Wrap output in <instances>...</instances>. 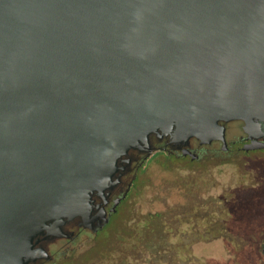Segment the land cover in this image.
<instances>
[{
    "label": "water",
    "instance_id": "95a60500",
    "mask_svg": "<svg viewBox=\"0 0 264 264\" xmlns=\"http://www.w3.org/2000/svg\"><path fill=\"white\" fill-rule=\"evenodd\" d=\"M233 121L264 123V0H0V264L108 223L153 136Z\"/></svg>",
    "mask_w": 264,
    "mask_h": 264
},
{
    "label": "flooded vegetation",
    "instance_id": "af4514ba",
    "mask_svg": "<svg viewBox=\"0 0 264 264\" xmlns=\"http://www.w3.org/2000/svg\"><path fill=\"white\" fill-rule=\"evenodd\" d=\"M225 126L224 140L193 138L181 146L153 136V155L132 151L127 173L104 204L106 217L95 219L108 223L85 228L75 219L67 226L74 234L46 245L50 257L35 264H161L144 245L132 247L131 233H156V223L181 252L192 244L185 252L202 254L204 264L211 251L222 264H264V123L253 133L243 121Z\"/></svg>",
    "mask_w": 264,
    "mask_h": 264
},
{
    "label": "trees",
    "instance_id": "16d2710c",
    "mask_svg": "<svg viewBox=\"0 0 264 264\" xmlns=\"http://www.w3.org/2000/svg\"><path fill=\"white\" fill-rule=\"evenodd\" d=\"M156 228V233H150L146 236H140L136 232L131 233L133 237L132 241V247H137L138 245H144L145 250H149V252L152 254V258L155 259V261H161V264H204L205 258L200 254L191 255L190 251L188 253L185 252V249H188L192 246L186 245L183 249L184 252H181L182 246L174 245L172 242H170L169 238L170 235L165 230L164 224L161 225H154ZM213 231L210 233V240L217 239V231ZM153 234V235H152ZM139 237H138V236ZM131 236V237H132ZM171 243H172V249H174V252L171 253ZM175 254V256H173ZM197 255V256H196ZM156 256V257H155ZM208 264H222L220 262V259L218 257H209Z\"/></svg>",
    "mask_w": 264,
    "mask_h": 264
},
{
    "label": "crops",
    "instance_id": "0c3cea01",
    "mask_svg": "<svg viewBox=\"0 0 264 264\" xmlns=\"http://www.w3.org/2000/svg\"><path fill=\"white\" fill-rule=\"evenodd\" d=\"M200 248H202V246L199 247V251H200ZM213 248H214V247H211L210 250L213 249ZM200 253H202V251H200ZM217 254H218V255H217ZM219 254H220V253H218V251H217V253H215V251H211V252H210V257H218V258L220 259ZM200 255H202V254H200Z\"/></svg>",
    "mask_w": 264,
    "mask_h": 264
},
{
    "label": "rangeland",
    "instance_id": "374dc122",
    "mask_svg": "<svg viewBox=\"0 0 264 264\" xmlns=\"http://www.w3.org/2000/svg\"><path fill=\"white\" fill-rule=\"evenodd\" d=\"M161 174H163V173H161ZM116 233H117V230H116V228H113V229H110V238L112 237H115L116 236Z\"/></svg>",
    "mask_w": 264,
    "mask_h": 264
}]
</instances>
